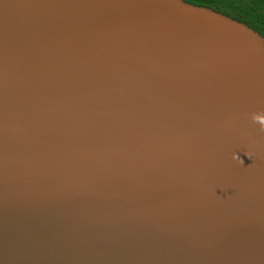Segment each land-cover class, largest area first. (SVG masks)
Instances as JSON below:
<instances>
[{
	"label": "water",
	"instance_id": "obj_1",
	"mask_svg": "<svg viewBox=\"0 0 264 264\" xmlns=\"http://www.w3.org/2000/svg\"><path fill=\"white\" fill-rule=\"evenodd\" d=\"M264 40L182 0H0V264H264Z\"/></svg>",
	"mask_w": 264,
	"mask_h": 264
},
{
	"label": "trees",
	"instance_id": "obj_2",
	"mask_svg": "<svg viewBox=\"0 0 264 264\" xmlns=\"http://www.w3.org/2000/svg\"><path fill=\"white\" fill-rule=\"evenodd\" d=\"M211 10L253 30L264 40V0H182Z\"/></svg>",
	"mask_w": 264,
	"mask_h": 264
},
{
	"label": "clouds",
	"instance_id": "obj_3",
	"mask_svg": "<svg viewBox=\"0 0 264 264\" xmlns=\"http://www.w3.org/2000/svg\"><path fill=\"white\" fill-rule=\"evenodd\" d=\"M252 119H253L254 121L259 120L260 123L262 124V126H264V117H261V116H259V115L253 114Z\"/></svg>",
	"mask_w": 264,
	"mask_h": 264
}]
</instances>
